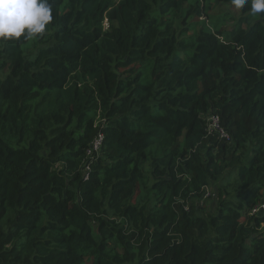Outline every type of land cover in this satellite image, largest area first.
Instances as JSON below:
<instances>
[{
	"label": "trees",
	"instance_id": "trees-1",
	"mask_svg": "<svg viewBox=\"0 0 264 264\" xmlns=\"http://www.w3.org/2000/svg\"><path fill=\"white\" fill-rule=\"evenodd\" d=\"M214 1L49 0L0 41V264H264V13Z\"/></svg>",
	"mask_w": 264,
	"mask_h": 264
},
{
	"label": "clouds",
	"instance_id": "clouds-1",
	"mask_svg": "<svg viewBox=\"0 0 264 264\" xmlns=\"http://www.w3.org/2000/svg\"><path fill=\"white\" fill-rule=\"evenodd\" d=\"M235 9L255 16L264 13V0H230ZM49 0H0V41L38 39L53 19Z\"/></svg>",
	"mask_w": 264,
	"mask_h": 264
},
{
	"label": "rangeland",
	"instance_id": "rangeland-1",
	"mask_svg": "<svg viewBox=\"0 0 264 264\" xmlns=\"http://www.w3.org/2000/svg\"><path fill=\"white\" fill-rule=\"evenodd\" d=\"M240 14H241L240 10L235 9V7L232 6L231 4H228L221 0L218 2L214 1L212 3V8L210 9V11H208V14L202 17H195L194 19H192V23L196 25H200L204 28H212L222 23L225 24L234 23V21L239 18ZM229 181L230 183H234L235 175L230 176ZM209 188H210L209 191L211 193H216V196H214L215 194H212L211 196L206 197V199L204 200V204L208 208L213 209L215 207V203L217 200L216 197H217L218 184H212L211 186H209ZM135 191L136 190L134 189L133 186L129 187L124 196L133 195Z\"/></svg>",
	"mask_w": 264,
	"mask_h": 264
},
{
	"label": "built area",
	"instance_id": "built-area-1",
	"mask_svg": "<svg viewBox=\"0 0 264 264\" xmlns=\"http://www.w3.org/2000/svg\"><path fill=\"white\" fill-rule=\"evenodd\" d=\"M209 130L210 132H215L222 139H226L227 141L231 140V135L222 126L219 115L213 114L209 117ZM102 142H103V136L100 135L98 139H96L92 143L89 152L91 153L92 151L99 150L100 146L102 145ZM209 189H210L209 187H206V194L202 199L201 204L204 202L206 197L215 194V193H211ZM250 214H264V202L254 206L253 209L250 210Z\"/></svg>",
	"mask_w": 264,
	"mask_h": 264
}]
</instances>
